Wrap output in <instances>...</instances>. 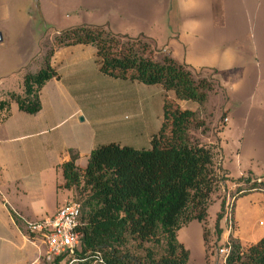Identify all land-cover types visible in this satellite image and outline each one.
Returning <instances> with one entry per match:
<instances>
[{
    "label": "crops",
    "instance_id": "1",
    "mask_svg": "<svg viewBox=\"0 0 264 264\" xmlns=\"http://www.w3.org/2000/svg\"><path fill=\"white\" fill-rule=\"evenodd\" d=\"M47 1L55 11L66 10L68 15L74 16L79 27L104 26L118 36L145 37L159 55L185 66L191 76L199 73L201 79H209L225 97L226 89L217 79L222 71L236 70L246 76L251 69H257L264 74V0ZM41 3L43 0H0V45L5 39L3 27L17 20L19 6L28 5V10L33 8V13L41 17ZM27 13L29 15L25 16L31 20L33 13ZM38 32L31 25L13 31V37L9 38L11 51L0 60V88H4L0 92V102L8 94L21 95L23 77L35 73L31 72V67L38 57L33 53L42 41L36 37ZM59 33L55 30L46 43L51 44ZM94 59L95 49L91 45L54 49L50 63L59 76L41 88L39 112L35 115L21 113L14 103L0 109V226L10 234L8 244L0 250V264H33L36 261L38 248L19 229V225L23 227L21 220L16 218L17 226L12 215L36 221L51 217L65 205L68 192L57 189L62 185L57 167L69 161V151L77 154L75 164L83 169L81 165H86L91 151L102 145V140L109 137L113 129L136 132L144 127L150 107L156 108L155 121L153 116L149 124L153 122L157 133L164 121L165 101L172 105L171 109L195 112L199 108L196 103L177 100L172 91L165 92L159 85L114 80L103 75L113 80L114 83L108 81L111 87L121 88L119 97L93 94L89 79L94 77L90 67ZM12 87H16L17 92ZM210 98L206 96L205 106ZM112 99V108L106 114L113 115L119 108L130 112L132 119L123 126L111 119V126L104 134L100 130L103 128H96L91 122L90 105L98 101L112 103ZM220 113L226 114V124L219 132L224 155L221 137L224 127H228L229 115L224 109ZM259 124V134L255 133L256 129L254 133L260 143L264 137V119ZM243 140H238L236 153L239 155L243 154ZM259 216H263V221L258 220ZM233 222V239L241 247L255 245L264 237V195L254 192L239 197L234 203ZM202 246L205 264L204 242ZM187 264H192L190 256Z\"/></svg>",
    "mask_w": 264,
    "mask_h": 264
},
{
    "label": "trees",
    "instance_id": "2",
    "mask_svg": "<svg viewBox=\"0 0 264 264\" xmlns=\"http://www.w3.org/2000/svg\"><path fill=\"white\" fill-rule=\"evenodd\" d=\"M53 43L55 48L91 45L101 75L159 85L165 92L172 91L177 100L202 106L212 90L210 83L195 81L185 66L168 57L155 61L147 45L115 35L102 26L62 31ZM52 53L50 50L46 54L34 75L23 77L22 94H8L0 102V109L14 103L21 113L35 115L39 112L41 88L49 80L58 79L50 63ZM171 107L164 102V121L161 130L150 137L149 149L137 150L113 143L101 145L91 151L83 169L75 164L77 154L69 151V161L57 167L62 178V185L57 189L69 191L81 187L89 194L83 209L80 208L76 228L79 246L70 258L75 259V263L140 264L120 249L129 240L141 244L162 238L166 257L154 264H187L189 254L177 243L176 233L193 221L202 226L205 264L208 263L206 201L214 183L213 154L210 148L191 141L186 134L187 127L195 121V114ZM194 126L205 130L202 122L196 121ZM250 190L264 191L263 179L258 183L254 181ZM12 219L17 225L16 217L12 215ZM214 229L218 230L216 223ZM217 234L219 236V230ZM228 242L230 253L225 264H264V237L248 247H241L234 239ZM63 259L56 258L55 264Z\"/></svg>",
    "mask_w": 264,
    "mask_h": 264
},
{
    "label": "rangeland",
    "instance_id": "3",
    "mask_svg": "<svg viewBox=\"0 0 264 264\" xmlns=\"http://www.w3.org/2000/svg\"><path fill=\"white\" fill-rule=\"evenodd\" d=\"M64 7L66 8V5H64ZM27 8L28 5L21 4L18 9L20 15L17 20L11 21L9 26L3 27L5 39L0 45V60L7 57L9 50L11 51L10 43L8 42L9 38L13 37V31H19L24 27L29 28L33 25V27L37 28L39 31L36 36L37 39L42 40L39 42L38 47L35 48V52L33 53L38 58L31 67V72L36 73L41 68V63L45 59L46 54L50 50L54 51V49H56L54 47L53 39L58 37L62 31L79 27V25L76 24L78 21L74 16L68 15L66 10L59 12L55 11L54 6L48 3L47 0H43V3L40 4V14L42 18L38 16L39 13H33L35 12L33 8L30 10ZM24 9L28 10L27 12L33 13L30 17L32 18L31 20L29 17L25 16L29 14L23 12ZM55 30L60 31L59 35L51 40V44H47V39L51 37ZM129 39L147 45L151 51L152 58L155 61H160L163 57L154 50L151 42L145 37L138 36ZM90 67L94 71V77L89 79L90 86H92L90 92L96 95L112 94L119 97L121 88L111 87L108 84V81L114 83L113 80L101 76L95 62L94 65H90ZM201 77L202 76L199 73H195L192 76L195 81L204 80L213 86L211 90L212 92L207 95L211 98L208 100L206 106L204 103L193 112L195 114V121L187 127L186 134L191 141L210 148L213 154L211 169L213 171L214 183L212 191L206 201L207 220L205 235L208 259L207 264H222V257L218 254V250L223 247L225 240L224 236L226 234L224 221L221 218L222 215H220L221 207H225L227 203H230L233 211L234 203L239 197L254 192L264 195V191L250 190L254 181L257 183L260 179H263L264 181V137L260 139L262 141L259 143L257 140L258 135L255 136V133L259 134V123L264 119V74L260 73L257 69H251L246 76H242V74H239L236 70L233 71L231 69H226L222 71L217 75V79L220 85L226 89L227 99L225 94L215 87V83L210 82L209 79H201ZM3 89L0 88V92L3 91ZM12 89L14 92H17L18 90L16 87H12ZM114 97L116 96H113V98ZM105 103L98 101L90 105V113L92 115L91 122L96 128H103L100 130L104 134L107 133L106 130H109V125L111 126V119H113L118 126L120 124L123 126L124 124L129 123L132 119L130 112L120 110L119 108H116V112H114L113 115H107L106 111L112 108L113 99L112 103L110 101L106 104ZM155 109V107H150L149 111H147L146 118L148 119L146 120L144 127H140L136 132L130 130L125 131L124 128L121 127L122 129H120L117 127V130L113 129L109 137L102 140V145L113 143L137 150L149 149L150 139H148V137L157 134V128L154 129L153 122L149 124L153 116L155 121ZM223 109L227 111L229 115L228 127H224V134L221 137L223 140L224 155L221 149L219 135V132L223 130L222 127L226 124V114L220 113ZM157 116L160 120L161 108H159ZM79 120H82V118ZM196 121L202 122L205 130L196 128L194 126ZM155 123L157 124L158 120H156ZM255 129L256 131L254 133ZM168 132L169 129L166 133ZM135 135L137 136L135 137ZM240 138L244 139L242 142V155L236 153V150H239L238 140ZM244 145H246L245 149L243 148ZM98 146L101 145H97L95 148ZM81 166L84 168L86 165L83 164ZM58 177L60 181V176ZM59 190L63 189L60 188ZM66 192H68V201L65 205L70 203L77 204L83 209L84 202L89 197L88 192L81 187L77 190L71 189ZM258 220L263 221V216H259ZM215 223L220 231L219 236L217 234L218 230L214 229ZM18 227L22 232L23 227L21 225ZM234 233L235 227L233 224L230 234L227 235L228 240L233 239L232 236ZM9 235L8 231L4 228L2 229L0 226V250L8 244L7 240L9 238L7 239V237ZM176 240L189 252L190 262L192 264H204L202 257L203 236L200 224L193 221L182 227L176 233ZM32 244L33 246L36 245V247L34 246L36 249L38 248L36 261L33 264H55V260L47 262L44 259L43 255L45 249L40 242L36 241L32 242ZM120 251L127 253L130 257L136 260V263L154 264L158 263L160 259L166 257V244L162 238L149 240L148 242L141 244L137 241L129 240ZM208 253H211V256H209ZM69 260L70 258L65 257L59 262V264H68Z\"/></svg>",
    "mask_w": 264,
    "mask_h": 264
},
{
    "label": "built area",
    "instance_id": "4",
    "mask_svg": "<svg viewBox=\"0 0 264 264\" xmlns=\"http://www.w3.org/2000/svg\"><path fill=\"white\" fill-rule=\"evenodd\" d=\"M232 205L227 203L223 208L222 220L225 225L224 245L218 250L222 257V264L230 253V245L227 235L233 227ZM20 219L23 225L24 236L31 242H40L44 247V259L54 261L58 257L71 258L74 251L79 246V235L76 232L80 217V206L77 204H67L56 210L51 217H46L36 221H26ZM227 237V238H226ZM75 259H70L68 264L75 263Z\"/></svg>",
    "mask_w": 264,
    "mask_h": 264
},
{
    "label": "water",
    "instance_id": "5",
    "mask_svg": "<svg viewBox=\"0 0 264 264\" xmlns=\"http://www.w3.org/2000/svg\"><path fill=\"white\" fill-rule=\"evenodd\" d=\"M0 42H1V37H0Z\"/></svg>",
    "mask_w": 264,
    "mask_h": 264
}]
</instances>
